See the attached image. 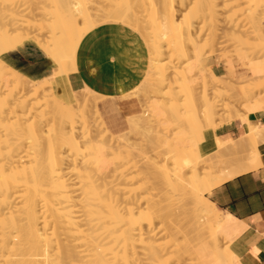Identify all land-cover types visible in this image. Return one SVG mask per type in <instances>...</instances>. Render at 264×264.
<instances>
[{
    "label": "bare ground",
    "instance_id": "bare-ground-1",
    "mask_svg": "<svg viewBox=\"0 0 264 264\" xmlns=\"http://www.w3.org/2000/svg\"><path fill=\"white\" fill-rule=\"evenodd\" d=\"M108 22L131 26L147 46L145 76L124 94L149 99L143 112L127 114L130 130L118 134L98 108L105 94L68 80L80 69L82 39ZM27 42L55 64L49 76L34 79L2 58ZM218 46H231L241 64L252 60V76L206 64L204 57L222 58ZM263 47L264 0H0V264H121V242L135 264H159L164 255L165 264H227L232 253L221 237L232 241L245 224L207 195L263 165L264 123L250 119L264 109ZM153 105L171 122L167 137L155 131L166 138L153 146L164 155L158 168L173 164L175 182L161 187L162 201L147 198L148 210L135 215L142 200L129 187L139 174L130 170V131L148 138ZM225 113L245 125L240 139H208L205 131L215 133ZM140 168L152 174L147 162ZM188 170L191 184L180 189ZM140 235L148 244L143 257L135 248ZM160 235L169 239L158 242Z\"/></svg>",
    "mask_w": 264,
    "mask_h": 264
},
{
    "label": "crops",
    "instance_id": "crops-1",
    "mask_svg": "<svg viewBox=\"0 0 264 264\" xmlns=\"http://www.w3.org/2000/svg\"><path fill=\"white\" fill-rule=\"evenodd\" d=\"M146 53L147 46L142 36L131 26L120 22L100 24L82 39L80 69L68 75L69 83L74 89L89 86L105 94L107 99L115 100L120 109L129 114L134 112L137 103L125 94L145 76ZM2 58L34 79L49 76L55 67L39 47L29 42L4 53ZM107 107L106 101L98 103L107 128L114 133L104 116ZM250 119L264 123V110L251 113ZM126 123L129 126L127 115ZM242 130H245V125L234 120L217 128L215 133L206 130L205 135L210 140L215 134L222 138H237ZM260 150L264 159V142L260 144ZM262 164L257 169L224 181L208 195L220 209L230 212L245 224L240 234L230 241V248L240 258L241 264H264V160Z\"/></svg>",
    "mask_w": 264,
    "mask_h": 264
},
{
    "label": "rangeland",
    "instance_id": "rangeland-1",
    "mask_svg": "<svg viewBox=\"0 0 264 264\" xmlns=\"http://www.w3.org/2000/svg\"><path fill=\"white\" fill-rule=\"evenodd\" d=\"M190 7V8H189ZM192 8V4H189V6L187 7H185V8H183V9H185V11L186 10H188V9H191ZM180 12L182 13V11H179V14L178 15H180ZM30 44H34V43H32V42H29ZM34 45H36V44H34ZM219 47V46H218ZM264 48V47H263ZM224 50V51H223ZM264 50V49H263ZM217 52H220V55H222V58H224V59H222V58H220L219 59V57L217 56V55H212V56H210V57H204V62L206 63V64H209V65H211L217 72H219V73H221V72H226V67H233L234 68V70H236L237 69V73H241L242 72V74L240 75V77L241 78H250L251 76H252V72H251V66L254 64V62H252V60H250V59H247V60H245V62L243 63V64H241L240 63V61L238 60V57L234 54V51L232 50V48H231V46H227L226 47V49H225V47H219L218 48V50H217ZM223 54H222V53ZM233 54V55H232ZM216 57V58H215ZM218 57V58H217ZM226 58L227 59H232V61H231V63L230 64H228V63H226ZM219 59V60H218ZM249 60V61H248ZM264 60V59H263ZM222 61V62H221ZM221 63V64H220ZM264 63V62H263ZM217 64V65H216ZM224 65V66H223ZM248 67V68H247ZM218 68V69H217ZM264 77V76H263ZM264 79V78H263ZM253 82V81H252ZM263 82V81H262ZM248 85V84H247ZM249 85H252L253 86V83L252 84H249ZM263 85H264V82H263ZM163 92L164 91H166V89L167 88H169L170 89V86H168V85H165V86H163ZM87 89L89 90V91H91V92H93L94 90L93 89H91L89 86H87ZM169 89H167V90H169ZM172 89L174 90V91H176L177 89H179V86L177 85V84H174V86L172 87ZM134 94V95H133ZM136 94V95H135ZM141 94V95H140ZM145 94V93H144ZM161 95V94H160ZM144 96V97H143ZM127 98H131V99H134L135 101H136V103H137V106H136V108H135V110L134 111H137V112H139L140 110L143 112L144 111V106L142 105V103L144 102V101H146L147 100V95H143L142 93H139V95H138V93H136V92H132V94L130 95H127ZM142 98H144V99H142ZM146 98V99H145ZM261 98V97H260ZM149 99V98H148ZM150 100H151V98H150ZM102 101H106L107 103H108V107L106 108V109H104V116H105V119H106V121L108 122V124L110 125V127H111V129L113 130V132L114 133H122V132H125V131H128V130H130V127L127 125V123H126V112L125 111H123V110H121L120 109V106L117 104V102L115 101V100H113V99H107L106 97H104L103 98V100ZM114 103V104H113ZM152 103V102H151ZM260 103H262L261 105H263L264 106V95H263V98H261L260 99ZM260 105V106H261ZM260 108V107H259ZM262 108V107H261ZM260 108V110H262ZM264 108V107H263ZM154 110V111H153ZM264 110V109H263ZM150 111V112H149ZM158 112H159V108H156V105L154 106H151V110H148V113H149V115L151 114V116H148V119H151V121H150V123H152V125H153V130L150 132V134H149V136H148V138L147 137H145V135L142 133V131H137V130H131L130 131V135H131V137H132V142H135L134 143V145H135V149H134V154L132 155V157H133V160L135 159V160H137V161H133V162H135L134 163V166L135 167H133V168H131L130 170L133 172V174L134 173H139V174H134V175H136V179L133 181V183H131V184H129V187L130 188H133L134 190H135V193H134V196H135V198L136 199H141L140 201V206L141 207H139L137 210H136V213H135V215H138L139 214V212L140 211H142V212H145L146 210H148V208L146 207V206H148V205H146L147 204V198H151V196H153L151 199H155L154 197H156V202H159V200L160 201H162L163 200V194H162V192H161V190H162V186L163 187H167L168 185V188L169 189H171L170 187V184H173L174 182H175V177H174V173H172V172H174V166H173V164L171 163V162H169L168 164H166L165 165V167L166 168H158L159 166H161L162 165V162H165V160L164 159H162V158H164V155L160 152V150H158V149H156L155 148V146H153V145H155L154 144V141H160L162 138H166L167 137V135L166 134H164V132L167 130V129H165L166 127H167V125L169 126L170 125V120L169 119H167V118H165V119H163L162 118V116H160V114H158ZM154 113V114H153ZM228 113H231V112H228ZM231 114H233V113H231ZM235 114V113H234ZM233 114V115H234ZM225 116L227 115L226 113L224 114ZM232 115V116H233ZM223 116L222 115V117H219L218 118V120L217 121H215V123H214V125H215V127L216 128H219V127H221L222 125H224V124H226V123H229V122H232V121H234V120H236V121H238L239 119H237V118H235L234 116V118L232 117H230V116ZM150 117H154V119H152V118H150ZM230 117V118H229ZM158 119H160V120H158ZM232 119V120H231ZM170 122V123H169ZM239 122V121H238ZM240 123V122H239ZM166 124V125H165ZM163 125H165V126H163ZM163 126V127H162ZM157 130V133H159V134H161V135H165L166 137H164V136H162V138H161V135H157L156 134V131ZM175 130H173V129H170V131H168L169 133H171L172 134V132H174ZM136 134H137V136H136ZM156 134V135H155ZM143 136V137H142ZM239 136H240V134H239ZM239 136L237 137V138H239ZM145 137V138H144ZM158 137V138H157ZM237 138H230L229 139V142H231V141H233V140H235V139H237ZM159 139V140H158ZM240 139V138H239ZM140 141V142H139ZM152 143V144H151ZM141 146H140V145ZM144 144V145H143ZM138 145V146H137ZM146 147V148H144V147ZM139 148H140V150H139ZM146 149L147 150V153L146 154H148L149 155V161H148V159H146V157L144 156V154H143V151L142 150H144V149ZM154 148V149H153ZM139 152V153H137V152ZM150 151V152H149ZM154 152H156L155 154H153ZM141 153H142V155H141ZM151 156H152V158H151ZM135 157V158H134ZM140 157V158H139ZM138 158H139V160H138ZM156 158V159H155ZM158 159V160H157ZM152 160V161H151ZM142 161V162H141ZM146 162H147V164L148 165H151V167H153L152 168V174H150V175H146L145 174V172H140V170H141V164H146ZM151 162H153V163H151ZM137 165V166H136ZM170 165V166H169ZM170 167V168H169ZM135 168H137V170L135 169ZM173 170H172V169ZM167 169V171H164V170H166ZM170 169V170H169ZM163 171H164V173L166 174V177L168 178V180H167V178L165 177V175H164V173H163ZM169 171H171V172H169ZM188 173L187 174H185V177H184V180L181 182V184H180V189H184V186L187 184V183H190L191 184V179L193 178V175H192V173H191V170H188L187 171ZM144 173V174H143ZM170 173V174H169ZM162 174V175H161ZM168 174V175H167ZM139 177H138V176ZM164 175V176H163ZM149 176V177H148ZM219 175H216L215 176V179H213V181H212V183L216 180V178L218 177ZM145 180V181H144ZM154 181L155 182H157V183H154ZM171 181V182H170ZM144 182V183H143ZM165 182V183H164ZM166 182H168V183H166ZM170 182V183H169ZM139 183H140V185H139ZM136 184L137 185H139V186H136ZM132 186H134V187H132ZM142 186V187H141ZM149 186V187H148ZM156 187H158V188H156ZM138 188V189H137ZM141 189V190H140ZM153 190H154V192H153ZM157 190V191H156ZM148 191V192H147ZM145 192V193H144ZM141 193V194H140ZM146 193H148V194H146ZM142 194H144V197H145V195H149V197L148 196H146V198H144L143 197V195ZM160 194H162L161 196H160ZM209 195V194H208ZM207 195V196H208ZM120 198H121V200L124 198L123 196H125L124 195V193H121L120 195ZM161 198V199H160ZM208 198H209V196H208ZM144 199V200H143ZM159 199V200H158ZM162 203V202H161ZM143 206V207H142ZM170 213V214H169ZM172 210L170 211V210H167V214H169V216L170 215H172ZM160 222H162V220H161V218L160 217H156V223L159 225L160 224ZM144 235V234H143ZM143 237V238H142ZM222 242H224V245H223V249H227V252H229V254L230 253H232V254H230V255H232V257L233 256H236V257H231V260H228L227 261V264H229L228 262H232V263H230V264H241V261H240V259H239V257L237 256V254L236 253H234V251L230 248V240H228L227 242H226V240L228 239V237H225V235H222ZM158 242H160V241H163V240H168L169 238H165L164 236H162V235H160L159 237H158ZM136 249H137V251L139 252V255L141 256V257H143V256H145L146 255V252L148 251V244H147V238L146 237H144V236H142V235H140V236H137V240H136ZM142 244V245H141ZM121 246H123V247H121ZM121 247V248H120ZM117 249H118V252H119V256H120V262H121V264H135L134 263V260H132V259H134V257L132 256V254L129 252V255H128V257L126 258V252H125V245L121 242V243H119L118 244V246H117ZM171 249V248H170ZM169 249V250H170ZM142 250V251H141ZM129 251H130V249H129ZM123 254V255H122ZM235 254V255H234ZM166 255H164V256H162L161 258H160V260H159V264H165L166 262ZM165 258V259H164ZM122 259H124V260H122ZM239 259V260H238ZM233 260V261H232ZM126 262V263H125ZM234 262V263H233ZM74 264H85L84 262H78V261H74Z\"/></svg>",
    "mask_w": 264,
    "mask_h": 264
}]
</instances>
